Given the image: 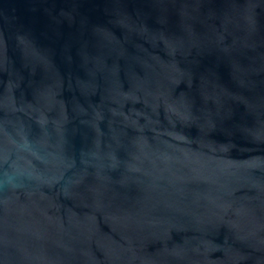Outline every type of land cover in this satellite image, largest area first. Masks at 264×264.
Instances as JSON below:
<instances>
[{"label": "water", "instance_id": "95a60500", "mask_svg": "<svg viewBox=\"0 0 264 264\" xmlns=\"http://www.w3.org/2000/svg\"><path fill=\"white\" fill-rule=\"evenodd\" d=\"M0 264H264V0H0Z\"/></svg>", "mask_w": 264, "mask_h": 264}]
</instances>
